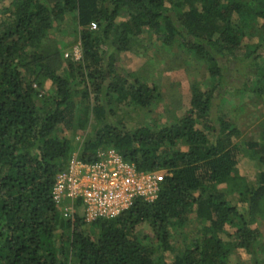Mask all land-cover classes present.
<instances>
[{
  "label": "trees",
  "instance_id": "obj_1",
  "mask_svg": "<svg viewBox=\"0 0 264 264\" xmlns=\"http://www.w3.org/2000/svg\"><path fill=\"white\" fill-rule=\"evenodd\" d=\"M4 13L0 264H230L237 252L259 264L252 223L264 215V171L252 186L237 183L240 131L217 109L232 93L264 101V38L250 42L264 34V0H11ZM68 15L78 61H63L49 39ZM144 36L203 64L209 86L190 87L182 117L131 131L114 109L149 111L161 100L157 85L120 63ZM77 134L82 162L113 149L137 172L163 173L156 200L136 199L111 220L86 223L79 212L64 219L51 192ZM249 146L264 166V139ZM230 184L243 188V209L229 202L228 187L219 189ZM192 213L198 236L174 246ZM142 224L157 245L137 237Z\"/></svg>",
  "mask_w": 264,
  "mask_h": 264
},
{
  "label": "rangeland",
  "instance_id": "obj_2",
  "mask_svg": "<svg viewBox=\"0 0 264 264\" xmlns=\"http://www.w3.org/2000/svg\"><path fill=\"white\" fill-rule=\"evenodd\" d=\"M11 0H0V20L5 16L4 11L9 7ZM43 2L45 0H38ZM76 22L72 15H68L64 22L53 26L49 39L57 45L62 52V60L66 52H70L79 43L76 40ZM259 38H253L252 43L264 38V34H259ZM248 43V42H245ZM264 59V57H263ZM120 63L127 72L136 73L142 77L149 85H157L161 96L160 102L150 109L143 111L130 105L117 107L114 113L118 119L124 123L128 130H135L139 127L161 128L168 125L175 119L184 115L189 108L190 87L198 85L205 89L209 86L206 68L203 64L192 61L187 55L177 48L169 50L160 45L153 36L140 38L136 46L129 52L120 55ZM264 65V61L262 62ZM49 88L48 84L46 85ZM217 113L225 120L234 123L240 131V137L236 140L240 145L239 163L236 169L237 183L252 186L258 174L264 171V166L257 162V157L253 147L249 144H257L264 139V101L242 94H235L224 98ZM82 135H76L72 142V151L68 160L77 155V151L82 141ZM181 150L186 148L180 147ZM255 149V148H254ZM163 176V173H161ZM228 190L226 197L229 202L238 208L243 209L238 203L239 192L242 187L235 188L232 184L221 186L220 190ZM252 226L257 228L261 234L257 245V261L264 264V215L257 216ZM197 226L200 223L195 220L194 213L189 215V221L182 233L176 237L174 246L183 247L182 241L198 236ZM137 237L149 245H157L155 237L147 224H142L136 229ZM230 264H254L243 252L233 253L229 258Z\"/></svg>",
  "mask_w": 264,
  "mask_h": 264
},
{
  "label": "built area",
  "instance_id": "obj_3",
  "mask_svg": "<svg viewBox=\"0 0 264 264\" xmlns=\"http://www.w3.org/2000/svg\"><path fill=\"white\" fill-rule=\"evenodd\" d=\"M90 29L94 30L95 25L90 24ZM64 57L78 61L80 46ZM162 179L161 172H137L113 149L99 150L92 163L80 161L77 155L68 160L56 175L51 197L64 219L79 212L86 223L111 220L129 210L136 199L155 201Z\"/></svg>",
  "mask_w": 264,
  "mask_h": 264
}]
</instances>
